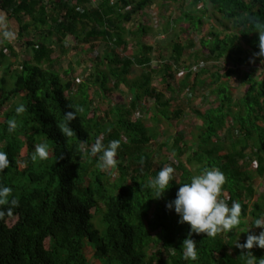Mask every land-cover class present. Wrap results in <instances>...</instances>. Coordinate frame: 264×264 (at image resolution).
<instances>
[{
	"label": "trees",
	"instance_id": "trees-1",
	"mask_svg": "<svg viewBox=\"0 0 264 264\" xmlns=\"http://www.w3.org/2000/svg\"><path fill=\"white\" fill-rule=\"evenodd\" d=\"M171 1L179 2L180 19L190 23L185 31L201 33L206 17L225 28L212 24L200 48L194 37L185 39L178 31L154 46L144 40L151 25L140 21L134 29L126 24L157 6V0H0V11L18 23V37L32 51L31 60L14 71L6 55L10 51L16 57L14 43L5 41L0 48V67H7L0 79V151L10 160L0 172V184L10 186L19 201L11 216L0 218V264H92L89 247L101 264H245L247 251L264 259V248L236 247L248 234L239 237L232 231L228 239L227 233L214 238L192 233L198 256L185 260L181 246L190 225L179 222L174 208H166L179 183L218 168L226 181L219 199L229 206L232 201L241 204L242 224L264 214V193L258 185L264 181V73L258 74V66L245 72L241 82L247 89L238 98L231 84L252 56L264 64V57L256 55L260 49L255 27L264 25V0ZM127 6L130 10L122 12ZM166 23L172 26L171 20ZM163 31L168 35V28ZM97 42L111 53L97 56L84 81L68 78L72 67L63 78L58 66L65 44L88 52L82 47L91 50ZM131 43L134 52L120 56L117 50ZM156 52L161 58L157 65ZM134 65H140L142 73L131 79ZM175 83L180 92L205 90L204 108L189 106L201 121L191 129V138L178 130L161 145L177 162L162 152L158 159L149 152L163 135L165 122L179 124L185 117L186 103L167 97L176 92ZM123 85L131 93L129 107L122 102L110 104L105 112L97 107L95 94L108 99ZM151 98L155 102L148 107ZM19 104L26 110L17 116ZM68 111L76 114L68 122L72 137L60 132ZM13 118L18 127L9 133L7 121ZM97 138L105 145L121 141L118 165L110 172L98 170L97 158L81 151V145L87 149ZM42 142L49 146V158L34 162V146ZM169 162L175 181L161 198H152L146 182ZM118 172L120 177L111 181ZM96 210L101 214L98 226ZM253 229L255 234L262 230Z\"/></svg>",
	"mask_w": 264,
	"mask_h": 264
},
{
	"label": "clouds",
	"instance_id": "clouds-1",
	"mask_svg": "<svg viewBox=\"0 0 264 264\" xmlns=\"http://www.w3.org/2000/svg\"><path fill=\"white\" fill-rule=\"evenodd\" d=\"M255 27L259 35L260 49L256 55L264 57V25L257 24ZM0 37L11 43L16 39V33L10 28H5L4 31L0 32ZM25 110L23 104L15 107L17 116L23 114ZM65 116L66 122L60 125V132L66 137H72L73 129L68 122L75 119L76 114L74 111H68ZM17 127L18 123L15 118L7 121V131L9 133L15 132ZM120 144V140H111L105 145L100 138H97L95 143L87 149L81 145V151H86L90 156L97 158L96 166L98 170L110 172L118 165L116 156ZM49 154V146L46 143H37L34 146L31 159L34 162L46 161ZM9 165L8 154L0 151V172H4V169L8 168ZM173 181H175L174 168L169 165L159 170L154 177L149 178L146 187L150 189L152 198H161ZM225 182V176L220 169H205L199 175L191 176L190 182L179 183L180 187L176 192L175 199L166 204V208L169 210L174 208V211L180 217V223L187 222L190 225L189 237L183 240L181 246L185 260L195 261L198 256L196 243L191 238L192 233H205L206 236L214 238L220 233L232 232L234 229L238 230L242 224L241 204L232 201L231 206H229L225 200L219 199ZM17 207H19V201L13 195V189L5 184H0V218L5 217V215L11 216L13 209ZM253 227L262 230L259 234L248 230L246 241L244 243L237 241L235 243L236 247L241 250H251L253 247L264 248V214L253 221L251 228ZM243 254L246 255L245 264H264V259L257 260V257L251 251Z\"/></svg>",
	"mask_w": 264,
	"mask_h": 264
},
{
	"label": "rangeland",
	"instance_id": "rangeland-1",
	"mask_svg": "<svg viewBox=\"0 0 264 264\" xmlns=\"http://www.w3.org/2000/svg\"><path fill=\"white\" fill-rule=\"evenodd\" d=\"M115 1V0H114ZM192 0H186V3H189ZM156 5L154 8L149 7L146 9L144 12L141 14L137 15L134 17V19L127 23L126 25L129 26L130 28H136L137 25L140 23V21L146 22L148 25H151L153 28L152 31L149 32L147 36H145L144 40L146 43L153 44L154 46H159L156 43L162 42L163 38L164 39H172L175 36V32H179L185 37H191L196 40L197 44L199 45V48L201 47V37L202 35H205L208 30H210V27L212 24L218 25L220 28H225V25H223L221 22L218 20L214 19L211 20L208 17H206V23L204 25V28L201 30V33H198L196 31H185L189 26V22L183 21V19H180V14H181V8L179 6L178 1H171V0H157ZM203 6V2H200L197 6V10L201 11V7ZM156 7L160 8L158 10ZM122 12L130 10V6L127 7H122ZM153 12H159V16L157 19H155V16L150 15V10ZM196 10V11H197ZM158 20L159 23H156ZM171 20L172 21V26L170 28L166 25L167 21ZM5 28H10L15 31L16 33V39L12 42L14 43V49L16 53V57H13L10 53V51L6 52L7 57L9 58L8 63H12L13 67L12 70H16L19 67H21L22 62H26L31 60L32 57V51L31 49L24 44V41L19 39L18 37V23L14 20L6 16L3 12L0 11V32L4 31ZM164 28H168L169 32L168 35L163 31ZM6 40H3L2 37H0V48H4ZM26 41V40H25ZM24 44V45H23ZM89 45H84L82 48L83 50L87 49L89 50L88 52H83L79 50V48H73V46H70L69 44H65V52L61 51V56L60 60L61 63L58 66V69L63 75V78H65V71L69 68H73L74 72L73 74L71 73L68 78L71 77H77L80 81H84L85 75L92 73V70L95 66L96 58L97 56H104L106 52L111 53L110 48H108L104 43H95L93 49H89ZM135 44L131 43L129 48L126 50H122L121 48L117 50L118 54L120 56H125V55H131L134 52ZM157 54L154 53L155 55V61L154 64L157 65L159 61H161L160 58V52H156ZM11 55V57H10ZM59 55L55 54L54 56L57 57ZM153 55V54H152ZM15 61V63H13ZM81 63L80 65H78ZM224 65V63H222ZM255 66L260 67V70L258 74L263 75L264 73V64H259L257 63V59L252 56L250 61L247 62L246 64H243L239 67V72L235 75V77L232 78L231 84L236 86V89L234 90V95L236 98L243 96L246 92L247 86L241 82L242 80V75L245 74V72L250 71L253 69ZM134 68L132 69L131 73V79L138 77L142 73V67L140 65H134ZM90 69L86 71V69ZM7 70V67H0V79L5 75V71ZM9 78V77H8ZM159 80V81H158ZM160 82V77L157 78V83L159 84ZM112 85L113 81H112ZM157 85V84H156ZM176 92L174 93H167L168 96H177L178 99L182 100L183 103H186V114L183 119L180 120V123L178 124V121H175L174 124H169V122H165L164 125L162 126V131L163 135L158 138L157 140L153 141V144L149 148L150 153L155 154V158H159V153L162 152V154H167L169 155L170 160L176 161V158L172 155L171 151L163 150L161 151L162 147L161 145L164 144V142L168 141L170 139V134L176 133L178 130H181L182 132H185L188 137L191 138V129L195 128L197 125L201 123L198 118L195 117L193 114L192 110L189 108V106H196L199 108H204L202 105L203 104V93L204 89L199 90V91H194L193 89L185 90V92H180L179 91V84L175 83ZM94 92V89H93ZM92 92V94H93ZM94 95V94H93ZM101 95V96H99ZM95 99H97V107H99L103 112L108 110L110 108V104L117 105L119 103H123L126 106H130L131 103V93H129V89L126 86H121L119 90H117L114 95H111L110 98L106 99L102 97V94H95ZM149 105L154 104L155 99L151 98L150 100L147 101ZM191 103V104H190ZM148 106V107H149ZM146 112H142V114L147 115ZM148 124H150V121H148ZM22 156H26V148L22 151ZM157 163V161H156ZM169 165L171 166V162H169ZM257 164L253 165L252 168L257 169ZM120 172L118 174H114V177L111 181H114L115 179H118L120 177ZM177 178H180L181 175V170L177 169L175 173ZM259 185V191L261 193H264V181L260 182ZM95 217L96 221L95 224L98 226L99 221L101 220V214L98 213V211H95ZM244 224H241L238 230H233L234 232H238L239 237L244 236V234H248V230L252 231L254 230L252 227V217L246 218ZM16 221H14L15 223ZM13 223V224H14ZM251 228V229H250ZM227 239L229 238V234H226ZM240 241V240H239ZM156 250V249H154ZM88 258L92 260V264H101V262L94 257L95 255V250L92 247L88 248L87 251Z\"/></svg>",
	"mask_w": 264,
	"mask_h": 264
},
{
	"label": "built area",
	"instance_id": "built-area-1",
	"mask_svg": "<svg viewBox=\"0 0 264 264\" xmlns=\"http://www.w3.org/2000/svg\"><path fill=\"white\" fill-rule=\"evenodd\" d=\"M150 14H151L152 17L155 16L154 18L157 19V17H158L157 12H153L152 10H150Z\"/></svg>",
	"mask_w": 264,
	"mask_h": 264
}]
</instances>
